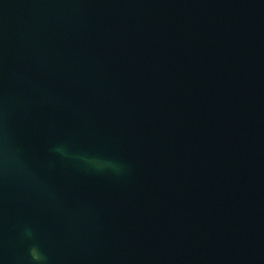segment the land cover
I'll return each instance as SVG.
<instances>
[{
	"label": "water",
	"instance_id": "95a60500",
	"mask_svg": "<svg viewBox=\"0 0 264 264\" xmlns=\"http://www.w3.org/2000/svg\"><path fill=\"white\" fill-rule=\"evenodd\" d=\"M0 264H264V0H0Z\"/></svg>",
	"mask_w": 264,
	"mask_h": 264
}]
</instances>
